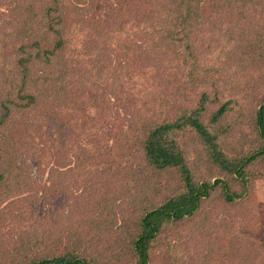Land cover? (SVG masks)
Listing matches in <instances>:
<instances>
[{
	"label": "rangeland",
	"instance_id": "374dc122",
	"mask_svg": "<svg viewBox=\"0 0 264 264\" xmlns=\"http://www.w3.org/2000/svg\"><path fill=\"white\" fill-rule=\"evenodd\" d=\"M142 1L144 12V0H61L63 46L49 67H31L34 77L50 73L57 81L49 88L47 78L35 105L15 97L14 127L2 129L0 264L73 249L95 264L132 263L136 221L184 189L176 170L145 163L139 118L172 121L207 93V124L230 103L209 126L223 152L234 159L259 149L254 118L264 100V13L214 18L192 36L193 54L182 47L154 63L148 45L135 46L144 39L133 16ZM45 12L38 0H0V63L9 70L16 52L36 39L42 50H55L59 38L44 35ZM0 83L1 100L9 84L3 77ZM178 140L195 180H222L243 197L228 202L217 187L192 217L163 227L149 264H264V157L245 168L243 184L211 162L195 132Z\"/></svg>",
	"mask_w": 264,
	"mask_h": 264
},
{
	"label": "trees",
	"instance_id": "16d2710c",
	"mask_svg": "<svg viewBox=\"0 0 264 264\" xmlns=\"http://www.w3.org/2000/svg\"><path fill=\"white\" fill-rule=\"evenodd\" d=\"M38 1L41 7L45 6L46 11L43 15L46 20L42 22L44 35L47 37L49 34H54L59 40L55 45V50L52 51L42 50L43 45L38 39L34 40L29 48H27L28 45L22 47L16 52L14 71L9 70L6 61L0 63V77H3L4 82L9 84L8 89H3L2 93L4 92L5 95L0 100V140L8 137L2 131L7 122H9L7 127L11 129L14 127L11 113L14 105L18 104L15 97L20 101H25L27 106L35 105L41 94V87L46 84L47 78L49 77L50 81L49 88H52V84L57 81L50 77V73L47 77L44 72L36 77L32 75L31 67L34 62L49 67L55 52L63 46L60 29L62 26L61 0ZM81 1L87 2V0H74V3L79 4ZM144 4V12L142 11L143 1L133 9L136 21L144 25L138 24L136 28V36L144 37V39L142 43L136 42L135 46L143 49L144 44L146 47L148 45L146 53L151 52V60L154 63L166 58L167 53L176 52L182 47L193 54L195 43L192 41V36H195V31L200 26L211 23L214 18L220 17L221 19L223 16L229 18L228 14L232 13L235 18L245 19L249 15L254 18L264 13V0H144ZM30 49L36 50V53ZM0 90H2L1 87ZM209 101L211 103V98L207 93H203L195 108L179 111L172 121L152 125L144 122L143 118H139L135 124L140 125L142 129L138 128L142 131L140 150L148 167L157 171L176 170L184 189L182 193L173 194L161 205L141 215L136 221L129 243L130 256L133 260L131 264H149L154 243L163 227L192 217L202 202L209 198L217 187L223 189L228 202L232 203L243 197V193H232L222 180H217L215 183L195 180L184 149L178 140L182 132L187 130L195 132L211 162L217 165L221 172L235 175L236 179L243 184L247 183L245 168L257 158L264 157V100L255 111L254 118L261 140L259 149L242 158L233 157L234 159L229 158L223 152L219 133L209 127L212 123L217 124L230 111V103L215 111L209 119L210 124H207L204 116L208 112ZM9 128L7 129L10 131ZM2 157L3 155L0 154L1 161ZM4 176L5 173L0 171V184ZM28 264L95 263L84 252L73 249L58 255L32 260Z\"/></svg>",
	"mask_w": 264,
	"mask_h": 264
}]
</instances>
